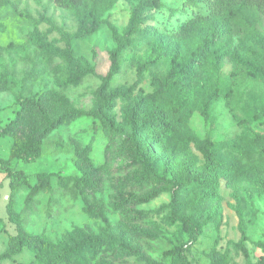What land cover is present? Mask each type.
Returning <instances> with one entry per match:
<instances>
[{
  "label": "rangeland",
  "instance_id": "rangeland-1",
  "mask_svg": "<svg viewBox=\"0 0 264 264\" xmlns=\"http://www.w3.org/2000/svg\"><path fill=\"white\" fill-rule=\"evenodd\" d=\"M12 1L0 5V130L26 98L39 99L51 118L70 109L85 114L43 132L33 108L21 111L18 132H43L42 153L30 161L12 159L7 168L23 170L32 183L37 173H52L51 186L37 195L33 212L22 210L28 188L16 194L27 231L44 234L48 243L42 258L13 246L16 228L6 211L8 170L0 167V264H44L46 255L79 245L94 253L86 264H175L171 250L186 264H264V83L240 63L251 48L264 58V25L239 34L214 21L200 33L219 31L224 42L223 57L213 62L210 80L200 86L205 92L210 82L221 92L208 116H188L185 133L192 140L178 148L173 138L158 139L143 119L168 102L171 93L163 82L172 69L169 57L191 47L195 38L184 39L177 31L191 16L207 13L202 1L160 0L158 8L144 11L142 0H118L103 16L107 22L85 35L61 0ZM135 11L144 29L138 36L131 31ZM127 38H134L136 47L120 56L105 91L115 106L88 113L100 101L110 50ZM157 43L167 47L166 54ZM133 133L148 150L145 163L130 155L125 140ZM206 135L213 141L212 167L196 180L182 174L180 188H172L170 181L185 168L202 169ZM13 142L12 136H0L2 158L9 157ZM80 155L96 178L89 212L74 196L72 180L59 178L80 174ZM173 195L180 205L176 218L171 216ZM180 215L194 219L196 236ZM241 229L248 258L238 245Z\"/></svg>",
  "mask_w": 264,
  "mask_h": 264
},
{
  "label": "trees",
  "instance_id": "trees-1",
  "mask_svg": "<svg viewBox=\"0 0 264 264\" xmlns=\"http://www.w3.org/2000/svg\"><path fill=\"white\" fill-rule=\"evenodd\" d=\"M62 4L69 7L72 15L78 23L79 34H90L97 30L102 23L107 22L109 11L118 0H61ZM195 1V0H188ZM204 3L207 13L196 14L188 18L180 25L177 31L184 39L195 37L191 47L170 55L171 72L167 74L163 85L166 92L171 96L164 108L155 109L150 119H143L144 123L151 125L158 139L166 140L173 138L174 144L178 148H185L192 140V136L186 131H190L188 116L192 112H197L203 116L210 114V106L220 96L221 90L215 84L209 82L205 92L201 89L204 81L210 80L212 64L216 59L223 57L221 48L224 42L221 41L219 31L200 36V33L209 29L212 23L218 22L221 27H227L235 33L248 34L264 25V0H200ZM11 4L12 0H0V5ZM160 0H142L141 8L144 11L158 8ZM107 14V17H103ZM141 18L139 12L132 15L131 31L136 36L142 35L144 29L139 26ZM156 48L162 51V55L167 53V47L157 43ZM136 47L135 39L127 38L125 42L110 50L109 57L111 67L102 79L100 101L96 108L88 113H96L102 109H109L115 106L116 101L112 97L105 95L113 76L116 72L115 66L119 62L120 56L126 51H131ZM242 69L250 76L261 80L264 83V58L262 52L256 48L249 50V57L240 61ZM202 68V69H201ZM140 74V69L138 70ZM21 111L29 107L33 108L40 122L45 126L43 132L60 126L68 121L79 117L85 112L80 109H70L55 118H51L48 110L39 99L26 98L21 102ZM19 111L14 119L0 130V136L14 137L13 145L10 149L9 157L4 159L0 156V167L7 168L12 159L30 161L38 158L42 153V133H31L30 135L19 134L17 125L21 116ZM204 123L207 121L205 119ZM125 142L129 144L130 155L133 158L146 162L148 150L145 148L140 136L137 133L128 135ZM202 152L205 163L201 170H185L173 177L170 181L172 188L178 189L181 186V175L185 174L191 180L203 177L204 172L213 165V141L208 135L202 140ZM78 159L79 175L76 177H62L61 180H72V191L74 196H80L84 202L87 212L91 211L93 199L95 197L96 178L94 171L88 163ZM10 194L6 205L8 219L14 223L16 234L12 237L13 246L17 250L27 248L35 256L42 258L44 249L47 246V238L44 234L30 233L26 229V218L21 216V211L16 209V194L22 187L28 188L24 198L23 211L33 212L37 200L36 197L41 191L50 188V176L52 173L40 172L36 174L35 182L32 183L30 175L23 170L8 169ZM148 183V181H147ZM171 216L176 218L180 205L176 196L171 198ZM180 219L189 228L192 236L197 234V225L194 219L180 215ZM247 239L244 229H241V238L238 242L244 255L248 258V251L244 245ZM264 259V241L260 242ZM94 252V251H93ZM175 264H186L183 257L174 250L169 252ZM89 249L85 245L69 247L68 249L53 255H46L44 264H86L90 256ZM179 256V257H178ZM247 264H254L248 260Z\"/></svg>",
  "mask_w": 264,
  "mask_h": 264
}]
</instances>
